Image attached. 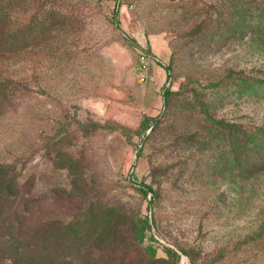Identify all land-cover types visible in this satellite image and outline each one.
<instances>
[{"label": "rangeland", "instance_id": "obj_1", "mask_svg": "<svg viewBox=\"0 0 264 264\" xmlns=\"http://www.w3.org/2000/svg\"><path fill=\"white\" fill-rule=\"evenodd\" d=\"M0 178V264H264V0H0Z\"/></svg>", "mask_w": 264, "mask_h": 264}, {"label": "trees", "instance_id": "obj_2", "mask_svg": "<svg viewBox=\"0 0 264 264\" xmlns=\"http://www.w3.org/2000/svg\"><path fill=\"white\" fill-rule=\"evenodd\" d=\"M5 43L9 44V40L5 41ZM5 43H2V45H4ZM143 191H144V194H146L147 192H152L149 186H145ZM14 195L15 193L11 188V181L0 178V243H2L1 239L5 240L7 238L5 245L0 247V256L2 255V252L4 250V252L8 255V257H10L9 252H10V249H12V246H13L12 243H15V238H16L15 235L21 232L23 228L22 225L24 224L23 221L25 217L27 216L26 215L27 207L21 210H16L12 212L11 214L6 212V209H5L6 201H8L9 198L13 197ZM29 201L30 203L31 202L35 203L37 202V199L32 197L28 199V202ZM149 227L150 226L145 225L142 228V231L149 229ZM28 259H30V257H28ZM33 260L36 261L37 264H43L42 263L43 258L37 259V260L33 259ZM24 263H20L18 260H12V264H24Z\"/></svg>", "mask_w": 264, "mask_h": 264}]
</instances>
